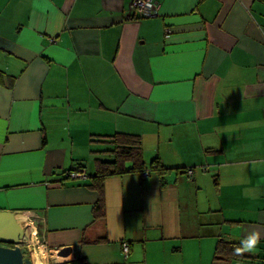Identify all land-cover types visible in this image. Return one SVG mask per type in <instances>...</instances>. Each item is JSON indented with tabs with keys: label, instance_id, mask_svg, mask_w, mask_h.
I'll use <instances>...</instances> for the list:
<instances>
[{
	"label": "crops",
	"instance_id": "obj_1",
	"mask_svg": "<svg viewBox=\"0 0 264 264\" xmlns=\"http://www.w3.org/2000/svg\"><path fill=\"white\" fill-rule=\"evenodd\" d=\"M131 1L0 0V211L47 264H212L252 230L258 248L221 264H264V0H156L145 19ZM118 132L150 175L107 177L96 220L86 183L114 146L91 139Z\"/></svg>",
	"mask_w": 264,
	"mask_h": 264
},
{
	"label": "trees",
	"instance_id": "obj_2",
	"mask_svg": "<svg viewBox=\"0 0 264 264\" xmlns=\"http://www.w3.org/2000/svg\"><path fill=\"white\" fill-rule=\"evenodd\" d=\"M92 142H108L114 147L111 152L113 155L112 160L96 159V174L88 177L87 186L95 189L98 192V200L93 206V218L96 220L103 219L106 214V201H105V179L112 175H121L129 172L143 173L146 171V165L143 157L142 139L139 135L118 132L113 135H94L91 139ZM126 162H131L130 168L125 167ZM150 169L157 172L160 176L168 172L166 168L159 164L157 160L151 163ZM184 169V173H185ZM217 183V181H216ZM103 239L96 240L101 242ZM85 243V241H81ZM239 242L226 241L220 239L215 248L212 264H221L222 261L241 259L232 255L234 245ZM82 264H86L84 258L81 259Z\"/></svg>",
	"mask_w": 264,
	"mask_h": 264
},
{
	"label": "water",
	"instance_id": "obj_3",
	"mask_svg": "<svg viewBox=\"0 0 264 264\" xmlns=\"http://www.w3.org/2000/svg\"><path fill=\"white\" fill-rule=\"evenodd\" d=\"M26 225L20 223L14 212L0 211V264H33L28 248L22 245ZM74 254L73 246L60 251L65 260Z\"/></svg>",
	"mask_w": 264,
	"mask_h": 264
},
{
	"label": "built area",
	"instance_id": "obj_4",
	"mask_svg": "<svg viewBox=\"0 0 264 264\" xmlns=\"http://www.w3.org/2000/svg\"><path fill=\"white\" fill-rule=\"evenodd\" d=\"M130 10L132 13V17L138 18V19H145V18H153L160 15V5L156 0H132L130 3ZM165 35L168 37L171 33L170 28H165ZM202 172H208L209 168L207 166L200 167ZM197 170V167H188L185 170V174L187 177H192L195 174V171ZM150 170H146L142 173V176L144 178L149 177ZM66 176L73 179H87L86 170L83 167H79L75 170L68 171L66 173ZM39 245L46 246L47 249V243L46 241H40L37 239V243L34 244V247ZM131 250L130 243L127 241L122 243V251L125 257L129 255V252ZM29 252L31 254V250L29 248ZM32 258V255H31ZM33 261V260H32ZM34 264V261H33Z\"/></svg>",
	"mask_w": 264,
	"mask_h": 264
},
{
	"label": "clouds",
	"instance_id": "obj_5",
	"mask_svg": "<svg viewBox=\"0 0 264 264\" xmlns=\"http://www.w3.org/2000/svg\"><path fill=\"white\" fill-rule=\"evenodd\" d=\"M261 238L262 233L260 231H248L245 235L242 236L239 244L233 246L232 255L241 257L245 253L254 252L258 248V245L261 243ZM32 260L34 261V264H47L49 260V253L46 249V246L37 244V246L33 249Z\"/></svg>",
	"mask_w": 264,
	"mask_h": 264
},
{
	"label": "bare ground",
	"instance_id": "obj_6",
	"mask_svg": "<svg viewBox=\"0 0 264 264\" xmlns=\"http://www.w3.org/2000/svg\"><path fill=\"white\" fill-rule=\"evenodd\" d=\"M27 230H28V232H27ZM26 234L28 236V239L27 240H25ZM35 238H36V232H35V230H32V228H27L26 227L25 234H24V240L33 243L35 241Z\"/></svg>",
	"mask_w": 264,
	"mask_h": 264
},
{
	"label": "rangeland",
	"instance_id": "obj_7",
	"mask_svg": "<svg viewBox=\"0 0 264 264\" xmlns=\"http://www.w3.org/2000/svg\"><path fill=\"white\" fill-rule=\"evenodd\" d=\"M106 158H108V157H106ZM35 241H36V238H35ZM35 241H34L33 243L28 242V241H25V240L23 241V243L26 244L25 247L28 248V251H29V248H30V250H31V255H33V249H34V245H33V244H35ZM36 243H37V242H36Z\"/></svg>",
	"mask_w": 264,
	"mask_h": 264
}]
</instances>
